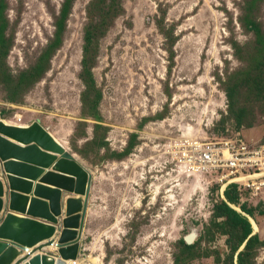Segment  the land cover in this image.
<instances>
[{"label":"rangeland","instance_id":"obj_1","mask_svg":"<svg viewBox=\"0 0 264 264\" xmlns=\"http://www.w3.org/2000/svg\"><path fill=\"white\" fill-rule=\"evenodd\" d=\"M92 1L75 0L63 45L41 61L64 0H6L11 49L0 57V120L40 123L93 175L78 262L220 264L227 237L211 215L230 182L264 240V0H120L84 65L90 16L113 6ZM227 143L245 146L255 179L188 163ZM187 238L198 244L183 253Z\"/></svg>","mask_w":264,"mask_h":264},{"label":"water","instance_id":"obj_2","mask_svg":"<svg viewBox=\"0 0 264 264\" xmlns=\"http://www.w3.org/2000/svg\"><path fill=\"white\" fill-rule=\"evenodd\" d=\"M30 127L0 134V264H72L82 255L93 175L40 123ZM63 191L72 195L64 203Z\"/></svg>","mask_w":264,"mask_h":264},{"label":"trees","instance_id":"obj_3","mask_svg":"<svg viewBox=\"0 0 264 264\" xmlns=\"http://www.w3.org/2000/svg\"><path fill=\"white\" fill-rule=\"evenodd\" d=\"M75 0H64L60 13L56 17L55 22V34L54 38L50 41L48 46L44 49V58L48 55L56 53L63 45L64 35L67 31V24L69 17L72 13V8ZM96 5L101 6L100 0H93L91 7ZM7 2L6 0H0V57L7 58L11 49L10 37L6 31L9 27V19L6 17ZM121 11L120 0H113V6L109 9L100 8L99 17L100 20H95L90 16L89 24L85 29V46L84 52L85 57L83 64L85 65L87 50H93L95 41L106 34L109 27L114 22V19L119 15ZM160 23L162 22L159 21ZM162 24V23H161ZM174 27L164 29L165 32L170 36L173 44L176 38L172 36ZM171 50V46L168 43L167 49ZM6 64L3 61L2 71L5 72ZM86 68V67H85ZM264 68V62L260 64V69ZM253 73L246 74L252 76ZM30 72H24L19 78V84L30 81ZM4 77V75H2ZM253 78V76H252ZM129 148H132V144ZM220 198L213 206L211 215V224L213 227H218L221 234L226 236L227 252L225 259L216 258V261L220 264H258L259 252L264 249V240L254 233V227L250 218L255 217V209L249 207L242 201V194L239 187L235 184L226 186ZM241 210V211H240ZM212 227V226H211ZM208 230V228H207ZM198 244L196 241L194 244H188L185 240L181 239L179 245H182L183 253L189 250H193Z\"/></svg>","mask_w":264,"mask_h":264},{"label":"built area","instance_id":"obj_4","mask_svg":"<svg viewBox=\"0 0 264 264\" xmlns=\"http://www.w3.org/2000/svg\"><path fill=\"white\" fill-rule=\"evenodd\" d=\"M191 154L187 156L188 163L190 165L198 167L204 173H211L215 169H222L223 172H227L224 179L236 176L239 174L241 177L245 178L249 176H244V171L247 168L246 161L243 156L247 155L246 148L244 145L241 147L234 146L231 144H224L219 148L208 144L203 146L201 150H194L190 152ZM263 150L259 153L261 155ZM253 161L250 160V163ZM242 182H245L243 180ZM230 183H226L225 186H229ZM72 264H81L76 261Z\"/></svg>","mask_w":264,"mask_h":264},{"label":"bare ground","instance_id":"obj_5","mask_svg":"<svg viewBox=\"0 0 264 264\" xmlns=\"http://www.w3.org/2000/svg\"><path fill=\"white\" fill-rule=\"evenodd\" d=\"M32 125V124H31ZM31 125H23V124H21V123H15V122H11V121H7V120H0V134H2L3 135V131H5V130H7L8 128H17V129H29V128H31L30 126ZM51 134V133H50ZM51 136L53 137V138H55L56 140H57V142H60L53 134H51ZM8 138H10V137H8ZM10 139H12L13 140V138H10ZM15 141V140H14ZM60 144H61V142H60ZM256 177H245V178H242V179H240V181H243V180H245V181H248V180H253V179H255ZM63 215H65V211L63 210ZM64 217V216H63ZM20 218H24V217H20ZM255 228H256V225H255ZM54 249V248H53ZM52 249V250H53ZM46 250V251H45ZM51 249L50 248H47V247H45L44 248V250L43 251H45V252H49ZM55 250V249H54ZM30 251H32V249L30 250ZM55 254V253H54ZM85 263V260L82 262L81 261V264H84Z\"/></svg>","mask_w":264,"mask_h":264},{"label":"crops","instance_id":"obj_6","mask_svg":"<svg viewBox=\"0 0 264 264\" xmlns=\"http://www.w3.org/2000/svg\"><path fill=\"white\" fill-rule=\"evenodd\" d=\"M40 178H41V177H40ZM38 182H39V180H38V181H35V185H36V184H39ZM44 186H48V185H44ZM50 188H54V187H50ZM71 196H72V195H70V194H65V192L63 191V203H64L65 201H67ZM30 197H33V193L31 194ZM74 197H76V196H74ZM5 208H6V207H5ZM4 210H5V209H4ZM63 210L65 211V205H64ZM3 212H4V211H3ZM13 214H16L17 216L22 217L21 214H18V213H13ZM91 216H92V210L90 209L89 212H88V214H87V216H86V220H85V231H84V233H83L84 238L86 237V223L89 222V220L91 219ZM56 234L58 235L57 232H56ZM57 235H56V236H57ZM54 238H55V237H54ZM53 250H54V249H53ZM53 250H50L49 253H50V252H54ZM55 253H56V251H55ZM51 254L54 255V253H51Z\"/></svg>","mask_w":264,"mask_h":264}]
</instances>
